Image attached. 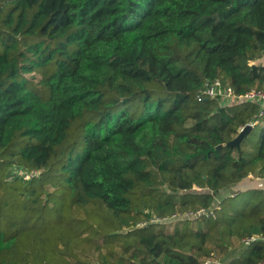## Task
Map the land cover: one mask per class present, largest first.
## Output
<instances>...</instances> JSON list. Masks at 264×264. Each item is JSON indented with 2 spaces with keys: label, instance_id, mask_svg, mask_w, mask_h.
Segmentation results:
<instances>
[{
  "label": "trees",
  "instance_id": "trees-1",
  "mask_svg": "<svg viewBox=\"0 0 264 264\" xmlns=\"http://www.w3.org/2000/svg\"><path fill=\"white\" fill-rule=\"evenodd\" d=\"M262 58L264 0H0V264L262 263L263 191L220 194L264 179V112L197 99Z\"/></svg>",
  "mask_w": 264,
  "mask_h": 264
},
{
  "label": "built area",
  "instance_id": "built-area-1",
  "mask_svg": "<svg viewBox=\"0 0 264 264\" xmlns=\"http://www.w3.org/2000/svg\"><path fill=\"white\" fill-rule=\"evenodd\" d=\"M198 101L202 102L205 100H214L217 101L221 106H234L243 102H254L259 103L261 111L264 112V90H250L244 94H237L232 87L223 84L220 80L207 81L204 86L197 92ZM37 171H33L30 174H25L23 171L18 174L22 177L30 179L34 176H37ZM253 177V176H250ZM259 182V188L264 193V179L256 178ZM202 215H209V211L205 209L198 210L196 212H187L185 214H173L171 216H166L163 218H155L152 222H165L172 219L178 218H196ZM144 225V224H143ZM256 238L252 237L245 240L246 244L254 241ZM209 264V263H205ZM260 264H264V261Z\"/></svg>",
  "mask_w": 264,
  "mask_h": 264
},
{
  "label": "crops",
  "instance_id": "crops-1",
  "mask_svg": "<svg viewBox=\"0 0 264 264\" xmlns=\"http://www.w3.org/2000/svg\"><path fill=\"white\" fill-rule=\"evenodd\" d=\"M260 64L264 65V58L259 61ZM260 182L255 177H249L234 187H231L225 191V194L233 195L237 191H245L249 189H260Z\"/></svg>",
  "mask_w": 264,
  "mask_h": 264
},
{
  "label": "water",
  "instance_id": "water-1",
  "mask_svg": "<svg viewBox=\"0 0 264 264\" xmlns=\"http://www.w3.org/2000/svg\"><path fill=\"white\" fill-rule=\"evenodd\" d=\"M254 128V125H247L245 128H243L238 137L236 139H234L233 141L229 142L227 144V146L229 147H237L238 149H240V145H241V142L243 141V139H245L249 133L252 131V129ZM223 146H220L219 148H221Z\"/></svg>",
  "mask_w": 264,
  "mask_h": 264
},
{
  "label": "rangeland",
  "instance_id": "rangeland-1",
  "mask_svg": "<svg viewBox=\"0 0 264 264\" xmlns=\"http://www.w3.org/2000/svg\"><path fill=\"white\" fill-rule=\"evenodd\" d=\"M261 128L264 129V120L261 122ZM38 174V172H36ZM193 191H201V188L200 187H194L193 188ZM220 196H225V190L220 194ZM141 197V191L140 190H136L133 195H132V198L133 199H136V201ZM156 205V204H155ZM156 207V206H155ZM173 215L172 213H168L167 216H171ZM158 218V217H157Z\"/></svg>",
  "mask_w": 264,
  "mask_h": 264
}]
</instances>
